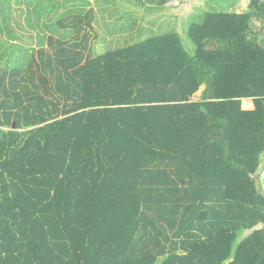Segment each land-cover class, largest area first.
<instances>
[{
    "label": "trees",
    "instance_id": "16d2710c",
    "mask_svg": "<svg viewBox=\"0 0 264 264\" xmlns=\"http://www.w3.org/2000/svg\"><path fill=\"white\" fill-rule=\"evenodd\" d=\"M84 1L0 69V264H264V0L95 57Z\"/></svg>",
    "mask_w": 264,
    "mask_h": 264
},
{
    "label": "rangeland",
    "instance_id": "374dc122",
    "mask_svg": "<svg viewBox=\"0 0 264 264\" xmlns=\"http://www.w3.org/2000/svg\"><path fill=\"white\" fill-rule=\"evenodd\" d=\"M42 1L0 0V69L5 65H23L32 45L41 44L43 32L58 38L68 36L69 32L52 26L56 19L66 15L59 12L74 9V5L77 11L87 8L84 0H49L56 7L46 6V12L44 8L42 14ZM86 1L90 2L96 15L94 57L170 33L178 34L184 49L193 55L194 48L186 37L191 23L200 22L205 13H242L247 4V0H169L163 7L152 3L157 0ZM247 107L248 103L243 101L242 108Z\"/></svg>",
    "mask_w": 264,
    "mask_h": 264
},
{
    "label": "crops",
    "instance_id": "0c3cea01",
    "mask_svg": "<svg viewBox=\"0 0 264 264\" xmlns=\"http://www.w3.org/2000/svg\"><path fill=\"white\" fill-rule=\"evenodd\" d=\"M165 6H166V4H165ZM164 6V7H165ZM243 6V5H242ZM236 13H241V12H239V11H235ZM247 103H248V107H247V109H244V110H252L253 109V105H252V102L251 101H246Z\"/></svg>",
    "mask_w": 264,
    "mask_h": 264
}]
</instances>
